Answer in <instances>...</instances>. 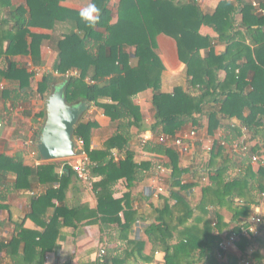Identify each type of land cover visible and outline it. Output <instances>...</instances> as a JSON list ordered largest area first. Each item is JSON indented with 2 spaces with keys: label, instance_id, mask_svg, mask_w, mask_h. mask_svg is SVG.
I'll use <instances>...</instances> for the list:
<instances>
[{
  "label": "trees",
  "instance_id": "1",
  "mask_svg": "<svg viewBox=\"0 0 264 264\" xmlns=\"http://www.w3.org/2000/svg\"><path fill=\"white\" fill-rule=\"evenodd\" d=\"M58 2L28 0L25 9L11 6L8 0H0V63L4 56H38L41 37L31 36L30 27L50 26L45 24L47 18L52 16L55 22L62 19L59 14L72 18L83 35L72 33L58 42L56 70L59 73L77 71L79 76L62 78L60 88L67 104L85 101L102 108L105 116L117 123L118 131L105 142L103 150L88 151L95 124L81 121L75 128V139L83 140L93 164L89 166L91 175L101 177L93 184L97 200L95 210L55 206L65 190L62 181L73 172L68 166L63 167L61 175L55 171L53 162L42 164L33 172L20 159L0 155V210L7 209L2 204L6 199L2 191L10 194L31 189L33 175L42 185L59 184L57 189L49 188L45 195L30 199L31 210L26 218L42 227V232L24 229V220H14L9 214L8 223L14 226V232L10 241L0 242V253L5 252L14 264H44L45 254L54 248L60 229L65 225L75 227L74 222L79 224L87 217H94L101 227L116 224L121 234L133 232L136 215L128 204V196L113 199L111 187L122 178L131 187L141 172L151 168L150 163H134L133 154L127 150L131 138L128 130L132 126L139 130L147 128L132 98L150 89L155 114L154 124L149 128L155 135L172 139L184 127L199 128L205 120L207 134L213 136L223 128L224 122L229 123L209 151H198L193 157L200 164L194 173L199 174L200 180L209 181L202 188L198 201H191L197 183L183 181V175L190 168H181L179 153L159 139L144 147L148 152L168 158V163H161L167 170L164 176L168 195L162 207H155V220L145 229L152 252L163 254L158 264H239L240 257L221 253L218 243L220 234L228 228L223 222V212L229 214L232 225L228 233H240L254 209L264 200V168L254 171L250 161V155L264 157V2L258 5L262 10L259 14L253 3L243 0H223L212 13L201 11L196 0H118L117 19L111 23L108 0H92L101 15L99 22L91 27L81 20L79 13L59 9ZM236 13L241 14L238 23ZM201 26L212 29L218 41L225 44L224 53L215 55L210 50L201 56L200 52L209 50L212 43L209 37L199 33ZM159 35L176 42L178 59L185 66L186 88L176 86L171 93L161 91L164 68L155 52ZM127 48L134 49V64L122 63ZM102 69L108 79L101 76ZM221 73L224 74L222 78L219 77ZM32 77L31 72L14 62L3 69L0 67V79L18 85L4 91L3 99L15 107L45 100L56 89L58 79L46 74L32 90L29 87ZM103 98L109 103L99 102ZM35 117L44 120L45 111ZM233 119L239 125L231 123ZM40 126L35 131V140ZM244 134L249 138L241 141ZM253 141L255 144L249 146L245 155L231 152L222 145L223 142L227 146L233 143L242 146ZM194 146L200 144L195 142ZM113 150H125L124 160L114 161ZM12 174L15 180L10 185L7 180ZM49 209L53 210L50 216ZM120 212L124 215V224L120 221ZM70 220L73 223H69ZM3 226L0 221V228ZM257 229L259 237L252 240L241 237L237 244L243 260H246L247 249L258 245L248 258L250 264H264L259 256L264 247V215ZM21 244L22 254L19 253ZM129 245L133 248L126 258L110 257L106 253L104 262L128 264L127 258L137 250L141 254L145 243L133 240ZM144 259L149 261L150 257Z\"/></svg>",
  "mask_w": 264,
  "mask_h": 264
},
{
  "label": "crops",
  "instance_id": "2",
  "mask_svg": "<svg viewBox=\"0 0 264 264\" xmlns=\"http://www.w3.org/2000/svg\"><path fill=\"white\" fill-rule=\"evenodd\" d=\"M10 5L13 7H22L27 9L28 0H8ZM198 5L203 12L212 13L219 2L223 0H196ZM235 1V0H229ZM247 3H259L264 2V0H243ZM92 0H59L57 7L62 10L80 13V11L87 7ZM117 4L118 0H108V8L111 11L112 20L111 23H115L117 19ZM62 19L54 20L53 17L47 18L45 24L48 23L50 26H40L36 25L28 29L31 36L41 37L40 46L38 48V56L32 57L30 54L27 55H15V56H4L1 60L0 67L3 69L9 62H14L18 67H23L27 72L36 70L42 74L34 76L29 82L30 89L34 90L37 84L41 81L42 76L49 74L54 78L58 79L56 83V88L61 86V75L64 73H59L56 70V64L58 60V42L62 40L66 35L75 33L80 36L83 35L82 32L76 27V22L72 18H65L64 15ZM6 16V14H4ZM236 22L241 21V14L236 13ZM52 22V24H51ZM12 26V25H11ZM199 33L202 36H207L212 40L211 48L209 50H202L200 52L201 56L204 57L208 51L212 50L215 55H220L225 51V44L218 41V36L213 32L212 29L201 26ZM28 43H30V36L27 38ZM132 48H127L124 51L122 63L123 64H134L135 59L133 57ZM158 55L162 65L163 72L161 77V91L164 93H171L176 86L187 87L185 78V66L178 59L177 45L176 42L164 35H159L157 37V48L155 50ZM72 71V70H71ZM58 72L60 76L55 75ZM66 73V72H65ZM101 76L108 79L105 73V69L101 70ZM224 76L223 73L219 75L220 78ZM0 84L3 89L0 90V155H5L9 158L15 160H21L25 167L30 168L33 172L36 168L45 163H54L56 165L55 171L58 175L62 174L64 167V160L43 162L39 158L36 159L31 156L32 150L34 148L30 146V141L34 139L35 131L39 128L38 126L43 123V119L38 118L36 120L35 115L44 110V104L42 99H38L35 102L27 103L25 105H17L12 107L9 100H4L2 94L4 91L17 88V83L9 82L5 79H0ZM29 89H26V91ZM152 90L148 89L141 93H138L132 98L134 105L140 108L141 115L144 120L146 129L139 130L136 126H132L127 134L131 137L128 144V151L133 154V162L136 164L150 163L151 168L148 171L141 172L138 175L137 181L133 183L130 187L125 178L119 179L112 187V198L115 200H121L126 195L128 196V204L132 207L135 212V222L133 226L132 233L121 234L119 227L116 224H110L108 226H103L99 222L94 220V217L85 218L81 220V223H75L74 226L65 225L60 229L57 236L55 246L52 250L47 251L44 257V264H98L100 263L97 254L100 248L105 249V253H108L110 257L119 256L121 259L126 258L127 253L132 250V245H129L130 241L137 240L144 242L145 245L141 254L139 251H135L134 255L127 258L128 264H158L162 261L163 254L159 252H152V245L148 242L147 236L145 234V229L149 224L155 220V207H162L164 200L167 197V192L159 194L157 198L153 196V192L156 190L158 185L155 183L158 177V171L155 166L161 163H168V158L164 155H157L155 153L148 152L145 150V146L152 143H157L160 137L163 135H155L151 130L150 126L154 124V114L155 111L152 106ZM101 103H109L106 98L100 99ZM34 110V113H29ZM28 111V114L26 112ZM36 121V123H35ZM82 121H89L95 124L94 128L91 130L89 150L88 151H101L104 148V144L108 141L115 133L118 131V125L112 122L104 114V110L97 107L95 104H89L88 111L85 113ZM231 123L239 125L236 119L231 120ZM229 123L224 122L223 128L215 131L213 136L207 134V125L205 120L199 128H191L190 125L184 127L181 131H178L174 138L183 137L185 134L193 131L195 137L190 140V148L187 153H180L179 148L168 141L165 143L168 147H172L179 153L180 156V166L181 168H190L187 166L192 163V158L194 157L196 151H208L207 148H211L213 143L218 140L224 134V128ZM40 126V128H41ZM41 131V130H40ZM249 138L248 134H244L242 141ZM171 139V138H170ZM200 144L199 147H195L194 143ZM250 145H254L255 141L249 142ZM125 150L118 152L113 150L112 155L115 159L114 161L124 160ZM190 160V161H189ZM90 165L93 166L92 163ZM254 171L258 170L256 165L252 166ZM62 171V172H61ZM66 171V170H65ZM195 169L190 168L183 175L184 182H196L197 186L194 191L197 192L196 199H200L201 191L204 186L209 184V181L204 179H199V174H195ZM125 176V175H122ZM61 178V177H60ZM93 182L92 185L87 186L83 182L79 181L75 174L72 172L70 176H66L62 181L64 185V193L61 201L55 202L57 207H66L68 209L77 207H86L88 210H95L97 207L96 194L93 190V184L100 180V176L92 175ZM15 180V176L9 175L7 183L12 184ZM57 189L59 187L58 183L42 185L37 180L36 176L33 175L31 179V189L21 190L18 192L5 193L6 199L2 202L3 205L7 207L5 210H0V221L4 223V226L0 228V242L10 241L14 226L8 223L9 214H11L14 220H24V229L35 230L42 232L43 228L37 226L36 223L27 219V215L30 213V199L33 197L43 196L46 194L47 189L52 188ZM193 196H195L193 194ZM173 201H170V205ZM264 207V200L260 203L259 207L254 209L253 215L256 213L264 214L260 208ZM52 209H49L48 216L52 214ZM212 210H210L209 217H213ZM252 215V216H253ZM223 222L228 225V228L224 230L220 237H222L228 230L232 227L230 225V217L227 212L222 213ZM250 216V218L252 217ZM119 218L122 224L125 223V218L122 212L119 213ZM249 218V219H250ZM248 219V221H249ZM131 220V218H130ZM48 222V219H47ZM69 223H73L71 220ZM123 235V236H121ZM261 235V234H260ZM252 246L247 249L246 259L255 253ZM23 244L19 247V253L22 254ZM230 253L240 257L239 264L243 258L242 254L236 248ZM259 256L262 261H264V247L260 249ZM150 257L149 261L144 258ZM0 264H14L5 252L0 253Z\"/></svg>",
  "mask_w": 264,
  "mask_h": 264
},
{
  "label": "built area",
  "instance_id": "3",
  "mask_svg": "<svg viewBox=\"0 0 264 264\" xmlns=\"http://www.w3.org/2000/svg\"><path fill=\"white\" fill-rule=\"evenodd\" d=\"M253 7L256 9L257 13L262 14V10L259 8L258 4L253 3ZM31 73L34 76H38L42 74L41 72H38L36 70L31 71ZM55 75L60 76L58 72H55ZM78 76H79V73L77 71H67L66 73L61 75L63 79H67L70 77H78ZM2 89H3V86L0 84V90ZM194 137H195V133L191 131L190 133L185 134L183 137L175 138V139H170L167 136H161L160 142L165 144L171 140L170 142H172V144H174L175 146L179 148V152L184 154L189 151L190 140L193 139ZM222 145L228 148L231 152L242 153L244 155L247 153L249 146H250V144L248 145L244 144L242 146H239L238 143H233L232 146H227L223 142H222ZM30 146L34 148V150H32V152L30 153L31 156L38 159L35 138L30 141ZM210 149L211 148L209 147L207 148L208 151ZM75 151H76V156H74L73 158L64 160V166L65 165L68 166L73 171V173L75 174V176L77 177L79 181L83 182L87 186H90L92 185V182H93V178L89 170L90 160L84 148V143L82 139H75ZM250 161H251L252 166L256 165L258 168L259 167L264 168V157H260L257 155H250ZM157 171H158V178L162 180V177L166 174L167 170L163 166L158 165ZM164 192L165 191L162 187V182L160 181L158 184V187L153 192V196L157 198L159 194H162ZM260 223H261V215L259 213H256L249 219L247 226L245 228H241L240 233L233 231V232L224 234L221 237V241L218 243V248L221 251V253L227 254V253H230L232 250H235L237 248V244L239 243V240L241 237H246L248 240H252L253 238L257 236L259 237L260 234L257 228L260 225ZM105 254H106L105 249L100 248L97 254V258L100 264H106L104 262ZM218 257L222 258L221 254H219ZM240 263L250 264V261L248 259L246 260L244 259V260H241Z\"/></svg>",
  "mask_w": 264,
  "mask_h": 264
},
{
  "label": "water",
  "instance_id": "4",
  "mask_svg": "<svg viewBox=\"0 0 264 264\" xmlns=\"http://www.w3.org/2000/svg\"><path fill=\"white\" fill-rule=\"evenodd\" d=\"M89 103L67 104L62 88L45 99V117L36 139L38 158L43 162L60 161L76 156L75 128L83 120Z\"/></svg>",
  "mask_w": 264,
  "mask_h": 264
},
{
  "label": "clouds",
  "instance_id": "5",
  "mask_svg": "<svg viewBox=\"0 0 264 264\" xmlns=\"http://www.w3.org/2000/svg\"><path fill=\"white\" fill-rule=\"evenodd\" d=\"M79 15L81 20L91 27L99 22L101 10L96 6L95 3H89L87 7L80 11Z\"/></svg>",
  "mask_w": 264,
  "mask_h": 264
},
{
  "label": "rangeland",
  "instance_id": "6",
  "mask_svg": "<svg viewBox=\"0 0 264 264\" xmlns=\"http://www.w3.org/2000/svg\"><path fill=\"white\" fill-rule=\"evenodd\" d=\"M58 88H60V87H57V89ZM42 102H43V104H45V100L44 99H42ZM24 112H26V114H28V111H24ZM29 113H34V110H32L31 112H29ZM84 116V115H83ZM196 147V146H195ZM198 153V150L196 151V153H195V155ZM194 155V156H195ZM193 159V158H192ZM190 161V160H189ZM192 161V163L194 164V166L192 167V164H190L189 163V165H188V161H186L187 162V166H189L190 168H192V169H197V168H199L200 167V164H199V160H195V159H193V160H191ZM204 161L206 162L207 161V159H204ZM158 165H160V164H157L156 165V167L158 166ZM201 165H202V163H201ZM162 182V187H163V189H164V191H165V188L167 187V185H166V183H165V176L164 177H162V180L161 179H159L158 177H157V179H156V184L158 185L159 184V182ZM166 192V191H165ZM192 194H194L195 196H193L192 197V199H191V201L192 200H195L197 197H196V194H197V192L196 191H194L193 190V193ZM196 201H198V199L196 200ZM263 206H262V208H260V210L263 212ZM261 215V214H260ZM264 214H262L261 216H263ZM227 233V232H226ZM261 237V236H260ZM257 246L258 245H256V244H254V245H252V248L253 249H257Z\"/></svg>",
  "mask_w": 264,
  "mask_h": 264
}]
</instances>
